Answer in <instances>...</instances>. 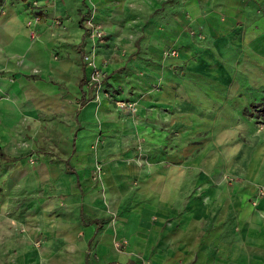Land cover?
I'll return each instance as SVG.
<instances>
[{
	"label": "crops",
	"instance_id": "crops-1",
	"mask_svg": "<svg viewBox=\"0 0 264 264\" xmlns=\"http://www.w3.org/2000/svg\"><path fill=\"white\" fill-rule=\"evenodd\" d=\"M263 7L0 0V264H264Z\"/></svg>",
	"mask_w": 264,
	"mask_h": 264
},
{
	"label": "built area",
	"instance_id": "built-area-1",
	"mask_svg": "<svg viewBox=\"0 0 264 264\" xmlns=\"http://www.w3.org/2000/svg\"><path fill=\"white\" fill-rule=\"evenodd\" d=\"M39 19L40 18L37 14H34L31 17L26 19L25 27H26L30 37L34 35V31L31 28L32 24L38 22ZM84 26H85V29L87 31L88 39L90 41L97 42L102 38L103 32H102L101 28L98 25L93 24V22L88 17L84 19ZM164 54L167 56H174L175 51H174V49H170L168 52H166ZM81 62L83 64V66L87 69L85 84L89 89L93 90L94 98H96V94L98 93V91L102 87V82H103L102 71L96 65V63L94 61V55L90 50L83 52L81 54ZM114 105L119 109H125L129 112H132V113L135 112V106L131 102H126V101H123L121 99H115ZM99 172H100V169L98 166H96L94 168V171H93V174H94L93 177L98 178ZM262 196H264V189L262 186H259L257 188L256 198L251 202V204L255 205L256 201ZM113 245L115 246V248H119V247H121L122 243L115 242Z\"/></svg>",
	"mask_w": 264,
	"mask_h": 264
},
{
	"label": "rangeland",
	"instance_id": "rangeland-1",
	"mask_svg": "<svg viewBox=\"0 0 264 264\" xmlns=\"http://www.w3.org/2000/svg\"><path fill=\"white\" fill-rule=\"evenodd\" d=\"M261 13H262L261 15H263V17H264V7H263V11H261ZM37 15H38V14H37ZM86 15H87V14H85L84 17H83V19H82V20H83V23H84V19L87 18ZM38 16L40 17V15H38ZM50 21H51V23H52L53 25H59V24L61 23V20H60L58 17H54V16L51 18ZM189 33H190V34H194L195 32L192 31V30H189ZM198 36L201 38V37H202V34L198 33ZM170 49H174V51H175V55H176V50H175L174 47H170V48H168L167 50L164 51V53L168 52ZM175 55H174V56H175ZM164 56H165V57H169V56H167V55H165V54H164ZM170 57H171V56H170ZM251 78L253 79V77H251ZM256 79H257V78H255V80H256ZM260 81H261V80H260ZM261 82L264 83V81H261ZM255 83H257V82H255ZM259 101L262 102V103L264 104V97H263L262 99H260ZM253 112L256 113V111H253ZM259 124H260V125H261V124H264V114L262 115L261 118H259ZM262 126H263V125H262ZM263 127H264V126H263ZM30 157H31V156H30ZM32 158H33V157L28 158V161H29V162H33V159H32ZM95 167H96V166H95ZM93 176H94V174L91 175V179L95 181L97 178H94ZM260 186H261V185H260ZM257 188H258V187H257ZM256 192H257V191H256ZM255 198H256V195H255V197L251 200V202H252ZM261 217H263V215H261ZM36 243H37V241L35 242V244H36Z\"/></svg>",
	"mask_w": 264,
	"mask_h": 264
},
{
	"label": "trees",
	"instance_id": "trees-1",
	"mask_svg": "<svg viewBox=\"0 0 264 264\" xmlns=\"http://www.w3.org/2000/svg\"><path fill=\"white\" fill-rule=\"evenodd\" d=\"M250 108H253V114H255L256 116H262L264 114V104L262 102H257L254 105L250 106Z\"/></svg>",
	"mask_w": 264,
	"mask_h": 264
}]
</instances>
